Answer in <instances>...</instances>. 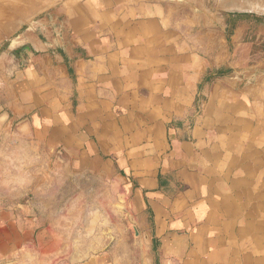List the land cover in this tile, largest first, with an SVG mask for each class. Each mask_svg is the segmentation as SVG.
<instances>
[{
	"label": "crops",
	"instance_id": "0c3cea01",
	"mask_svg": "<svg viewBox=\"0 0 264 264\" xmlns=\"http://www.w3.org/2000/svg\"><path fill=\"white\" fill-rule=\"evenodd\" d=\"M170 2L74 0L38 19L32 53L0 56V124L120 183L139 235L81 264H264V57L250 26ZM21 216L0 204V264L30 262Z\"/></svg>",
	"mask_w": 264,
	"mask_h": 264
},
{
	"label": "rangeland",
	"instance_id": "374dc122",
	"mask_svg": "<svg viewBox=\"0 0 264 264\" xmlns=\"http://www.w3.org/2000/svg\"><path fill=\"white\" fill-rule=\"evenodd\" d=\"M72 1L0 0V56L19 57L15 49L23 43L22 33L56 7ZM169 1L207 27L220 21L250 26L253 35L247 52L259 56L258 60L264 57V0H239L241 8L231 6L236 0ZM241 9L259 13L235 11ZM0 127V204L20 210L24 227L33 236L30 262L25 264H81L110 246L126 229L133 235L114 175L80 176L65 165L58 167L54 156L33 145L31 134L18 131V124ZM40 228L46 231L39 245L36 232Z\"/></svg>",
	"mask_w": 264,
	"mask_h": 264
},
{
	"label": "water",
	"instance_id": "95a60500",
	"mask_svg": "<svg viewBox=\"0 0 264 264\" xmlns=\"http://www.w3.org/2000/svg\"><path fill=\"white\" fill-rule=\"evenodd\" d=\"M236 12H255V13H259V12H256V11H252V10H235ZM15 52L17 55L19 56H22L24 55L25 53H32V47L30 45H24V46H21L17 49H15ZM128 225L130 226V229L132 231L135 232V235L138 236L139 235V230H138V227L133 224V223H130L128 221ZM46 231V228H40L37 232H36V239L39 243V245L41 244L43 238H44V232Z\"/></svg>",
	"mask_w": 264,
	"mask_h": 264
},
{
	"label": "bare ground",
	"instance_id": "6f19581e",
	"mask_svg": "<svg viewBox=\"0 0 264 264\" xmlns=\"http://www.w3.org/2000/svg\"><path fill=\"white\" fill-rule=\"evenodd\" d=\"M227 1H228V0H227ZM227 1H226V2H227ZM238 2H239V0L233 1V3H232L231 6H232V7L241 8V5L239 6V3H240V2H239V3H238ZM241 4H243V3L241 2ZM245 4H246V3H245ZM231 6L229 5V7H231ZM244 6H245V5L243 4L242 7H244ZM248 7H249V6H248ZM241 10H242V9H241Z\"/></svg>",
	"mask_w": 264,
	"mask_h": 264
},
{
	"label": "trees",
	"instance_id": "16d2710c",
	"mask_svg": "<svg viewBox=\"0 0 264 264\" xmlns=\"http://www.w3.org/2000/svg\"><path fill=\"white\" fill-rule=\"evenodd\" d=\"M221 73L223 74V71H220V74H221Z\"/></svg>",
	"mask_w": 264,
	"mask_h": 264
}]
</instances>
